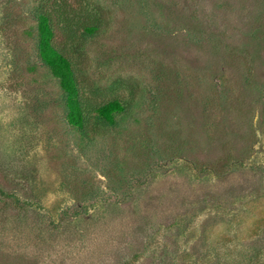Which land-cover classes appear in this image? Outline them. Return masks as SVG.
<instances>
[{
    "label": "rangeland",
    "instance_id": "obj_1",
    "mask_svg": "<svg viewBox=\"0 0 264 264\" xmlns=\"http://www.w3.org/2000/svg\"><path fill=\"white\" fill-rule=\"evenodd\" d=\"M0 264H264V0H0Z\"/></svg>",
    "mask_w": 264,
    "mask_h": 264
},
{
    "label": "trees",
    "instance_id": "obj_2",
    "mask_svg": "<svg viewBox=\"0 0 264 264\" xmlns=\"http://www.w3.org/2000/svg\"><path fill=\"white\" fill-rule=\"evenodd\" d=\"M38 30L40 56L60 80L68 108V121L79 132L85 133L89 118L82 103L78 78L71 61L54 46L55 32L48 13L39 14ZM124 110L122 102L114 101L99 109L98 118L106 122H113L115 115Z\"/></svg>",
    "mask_w": 264,
    "mask_h": 264
}]
</instances>
